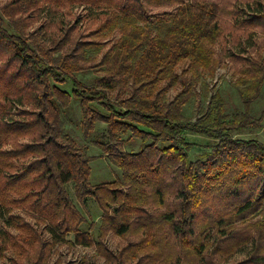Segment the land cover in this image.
Returning a JSON list of instances; mask_svg holds the SVG:
<instances>
[{
    "label": "trees",
    "instance_id": "16d2710c",
    "mask_svg": "<svg viewBox=\"0 0 264 264\" xmlns=\"http://www.w3.org/2000/svg\"><path fill=\"white\" fill-rule=\"evenodd\" d=\"M246 3L234 4L246 14L236 15V24L258 26L264 2ZM221 16L217 0L0 4V261L63 264L53 258L69 245L94 247L106 264H183L156 251L169 240L182 242L193 255L204 253L189 237L207 197L251 187L246 185L260 178L264 184V143L238 137L252 125L250 118L230 114L219 95L199 104L196 119L185 113L197 86L215 78L221 65ZM108 37L112 44L105 50L102 39ZM95 68L103 75L92 83L79 78ZM263 69L237 82L254 84L251 90L239 85L246 108L260 95ZM75 102L85 140L99 135L100 123L106 125L91 141L122 171L112 182L92 183L91 163L102 156H90L89 146L66 129L65 115ZM129 134L144 142L140 152L125 149ZM189 134L214 141L202 159H192ZM169 177L180 209L153 217L148 189L166 207ZM71 184L78 202L95 200L103 212L97 237ZM258 205L264 208V189L247 196L239 215ZM216 224L226 226L223 219ZM111 232L126 240L117 251L107 242ZM247 243L255 246L254 240ZM260 260L264 264V256ZM68 264L94 263L84 257Z\"/></svg>",
    "mask_w": 264,
    "mask_h": 264
},
{
    "label": "rangeland",
    "instance_id": "374dc122",
    "mask_svg": "<svg viewBox=\"0 0 264 264\" xmlns=\"http://www.w3.org/2000/svg\"><path fill=\"white\" fill-rule=\"evenodd\" d=\"M4 1L0 0V4ZM217 1L220 2L222 8L221 19L223 22L222 37L216 47V54L221 60V65L215 78L204 81L197 86L196 99H193L186 107L185 113L187 116L196 119L199 113V104L207 105L213 96L219 95V97H222L223 102L226 103L227 111L230 114L240 117L246 116L253 121L252 125L238 133V137L246 139L255 138L264 143V83L260 89L259 97L251 103L249 108H246L243 103L239 93V85L251 90L255 88L254 84H237L238 81L242 80V76L248 79L254 78L257 76L255 74L258 73L257 68L261 67V65L264 67V19H262L258 26L236 24V15L244 16L246 14L244 13L245 11L239 8L234 9V4L241 2V7H245L246 2L252 1V3H255L257 0ZM258 1L264 2V0ZM60 17L61 15H58L55 19H61ZM39 23L40 21H37L34 26H38ZM110 40H112L111 37L102 39L105 50L111 46L112 41ZM245 71L247 73L242 75ZM102 75L103 73L100 71V68H95L86 74H80L79 78L85 83H92L97 77ZM260 75L264 76V69L260 72ZM176 94L177 91L172 89L170 96L175 97ZM71 109L65 115L67 131L77 139L81 146H89L88 154L90 156H102L97 157L91 163L92 183L100 184L116 180L122 174V171L91 141L97 139L98 136L105 132L106 125L100 123L97 129L99 135L94 133L90 140H85L84 129L81 124L83 116L78 103L75 102ZM124 137L125 140L129 138V141L125 144L127 151L140 152L143 149L144 142L141 139L136 138L132 134ZM189 139L194 143L192 149V159L194 161L202 159L205 153L210 150L208 146H211L214 142L208 137L197 134H189ZM260 179L246 185L251 187L234 189L231 194L227 188L207 197L203 212L200 213L197 223L193 225L194 233L190 234L189 237L197 246L205 248V250L203 249V254L200 256L193 255L191 248L175 240L158 243L156 251L158 253L162 251L165 257L182 259L183 264H258L261 261L260 258L264 256V208L258 205L256 209L244 215H239L238 208L243 204L247 196L256 197V194L259 195L261 190L264 189L263 180L261 181ZM169 180L166 182L168 189V192L166 191V207L160 206L155 194L153 197L152 189H148L150 194L148 209L153 217L168 208L171 210L180 209V204L175 196L177 185L174 178L169 177ZM68 188L75 203H77L84 215L96 224L94 234L97 237L100 234L99 228L102 224V210L95 200H91L87 206H83L76 199L74 185L71 184ZM253 188L255 193L249 194ZM222 219L225 220V227L222 224H216L218 220ZM186 230H189V227ZM224 234H227V236L224 237ZM69 237L71 240H74L75 236L71 234ZM251 240H254V247L251 246V243H247ZM125 241L124 238L119 237L113 232L109 234L107 239L109 246L115 251L122 248ZM152 252L154 253L155 251ZM252 253H254L255 257ZM84 257H88L94 264H106L105 260L97 254L94 247L86 248L69 245L59 248L53 258V263L59 260H63V264L79 262ZM0 264L5 263L1 260Z\"/></svg>",
    "mask_w": 264,
    "mask_h": 264
}]
</instances>
